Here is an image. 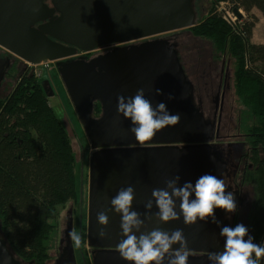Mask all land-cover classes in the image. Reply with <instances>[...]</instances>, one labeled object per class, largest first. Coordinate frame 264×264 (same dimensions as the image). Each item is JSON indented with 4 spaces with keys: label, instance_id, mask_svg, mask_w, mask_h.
<instances>
[{
    "label": "water",
    "instance_id": "water-1",
    "mask_svg": "<svg viewBox=\"0 0 264 264\" xmlns=\"http://www.w3.org/2000/svg\"><path fill=\"white\" fill-rule=\"evenodd\" d=\"M233 13L242 17L240 9ZM195 25L193 0H0V48L25 63L58 62L76 56L78 50L92 52L114 45L90 60L66 61L58 68L94 150L87 227L88 244L95 248L93 264H133L117 251L123 238L121 221L110 204L117 191L128 185L135 190L132 208L144 220L140 231L183 229L190 252L188 264H210L208 253L223 248L220 227L211 218L193 224H185L182 216L161 222L155 203L150 210L144 207L152 199V190L167 189V181L175 175L180 176L179 185L195 182L205 173L222 177L227 167L212 151L218 126L195 104L194 85L177 44L153 38ZM9 59L0 57V83L11 66ZM139 88L153 106L164 101L171 113L180 115L176 125L166 126L143 145L130 131V121L117 112V97L132 96ZM97 102L101 104L99 116L94 115ZM226 191H232L237 206L241 205L237 192L231 187ZM99 211H107L106 226L97 222ZM214 211L221 226L229 225L226 216L230 213L220 208ZM101 228L106 233L103 237ZM5 258L7 264H33L18 258L9 241L0 237V264H5ZM58 264L76 263L60 258Z\"/></svg>",
    "mask_w": 264,
    "mask_h": 264
},
{
    "label": "trees",
    "instance_id": "trees-1",
    "mask_svg": "<svg viewBox=\"0 0 264 264\" xmlns=\"http://www.w3.org/2000/svg\"><path fill=\"white\" fill-rule=\"evenodd\" d=\"M221 1H227L232 11L237 8L250 14L258 9L264 17V0L216 3ZM252 17V21L235 28L225 20L223 12L213 7L205 20L189 29L218 48L229 49L236 60L233 93L239 105V129L244 131L249 156L255 159L254 169L245 174L246 181L255 182L256 187L247 227L255 233V240L262 242L264 43L252 42L257 21L256 16ZM48 95L44 82L26 72L7 96H0V233L19 258L33 264H47L50 260L60 209L77 197L76 156L69 133L51 107ZM100 114L101 104L97 102L94 115Z\"/></svg>",
    "mask_w": 264,
    "mask_h": 264
},
{
    "label": "rangeland",
    "instance_id": "rangeland-1",
    "mask_svg": "<svg viewBox=\"0 0 264 264\" xmlns=\"http://www.w3.org/2000/svg\"><path fill=\"white\" fill-rule=\"evenodd\" d=\"M216 2L217 0H193L194 10L196 12V25H199L210 15V11L213 7H215L218 12H223L226 18L225 20L229 22V24L231 23L235 28L240 27L246 21H252V16L254 15L256 16L257 21L253 28L252 42L264 43V17L258 9H253L250 14L240 10L242 17H238L230 9L231 5L227 1ZM153 38L166 39L171 43L177 44L181 63L185 72H187V76L191 78L189 79L194 85L195 104L203 107L205 116L211 118V121L216 110L215 96L217 94V86L219 85L221 78L223 80L226 78V74H229L230 82L227 86L228 89L224 109L225 123H223H227V126L230 125V133H235L236 136L228 137L226 140L215 141L211 146L213 153L219 156L227 164L225 170L226 174L225 176L223 175L222 178L224 180L234 178L236 171H238V159L242 154H245L246 152L249 153L248 150L250 149L244 138V131L239 129V105L236 102L233 93V76L237 65L236 60L229 49L223 50L218 48L211 40L193 34L191 29L173 31ZM113 47L114 45L97 49L92 52H82L70 60H90ZM4 52L5 50L0 48V56H3ZM11 61V66L2 82L6 87L5 92L11 91L17 83L20 82V77L28 72L27 64L21 59L12 55ZM60 64V61L53 62L49 68L39 67V69L42 71L41 81L44 82L47 92L54 93V96L49 97V103L56 116L65 125L76 156L77 197L74 200L67 202L60 209L56 245L50 251L51 258L47 264H58L60 258H65L66 260L67 258H70V260L75 261L76 264H93L92 259L95 248L90 247L88 244L87 227L90 189V158L94 150L90 146V142L86 136L82 123L58 72ZM9 93L10 92H8V94ZM199 97H202V105L198 103ZM254 161L255 159L252 156H249L247 159L248 164H253ZM237 178H239L238 175ZM248 185L253 189L254 196H256V190H254L255 182H248ZM247 203L248 202H246L245 205ZM254 204L252 199L247 215L251 209H253L252 207ZM227 218L231 219V216H227ZM70 233H76L81 237L80 244H76L70 238ZM250 234L253 236L255 233L252 230V233L250 232ZM0 237H2L1 233ZM256 242L260 243L261 240Z\"/></svg>",
    "mask_w": 264,
    "mask_h": 264
},
{
    "label": "clouds",
    "instance_id": "clouds-1",
    "mask_svg": "<svg viewBox=\"0 0 264 264\" xmlns=\"http://www.w3.org/2000/svg\"><path fill=\"white\" fill-rule=\"evenodd\" d=\"M160 94V89L156 90ZM169 99L172 96L169 95ZM117 112L130 121V131L141 145L150 141L166 126H174L180 120L178 113L173 114L166 102L160 101L155 106L145 97L144 89L139 88L129 97H117ZM214 160L215 157H212ZM180 176L175 175L167 181L166 188H154L152 199L145 203V209L157 208L155 215L161 222L183 217L185 224L199 221L207 222L209 218L220 227L219 235L223 238V248L208 253L210 264H261L264 259V241L257 243L243 223L235 226L223 225L217 220L215 209L226 213L237 209L234 193L226 191L228 185L221 176L205 173L195 182L185 181L177 184ZM135 190L128 185L117 191L111 198V211L120 215L122 239L117 245L120 257L133 264H188L189 249L183 229L171 232L154 228L147 232L140 231L144 220L141 214L132 208ZM177 201H179L177 210ZM100 225L106 226L109 221L107 211H99L96 216ZM70 238L80 244L81 237L70 233ZM99 235L105 236L103 228ZM179 244V247L173 245ZM7 264V258H5Z\"/></svg>",
    "mask_w": 264,
    "mask_h": 264
},
{
    "label": "flooded vegetation",
    "instance_id": "flooded-vegetation-1",
    "mask_svg": "<svg viewBox=\"0 0 264 264\" xmlns=\"http://www.w3.org/2000/svg\"><path fill=\"white\" fill-rule=\"evenodd\" d=\"M79 53H82V51L78 50L77 55ZM5 56H9V58H10L9 62L11 63L12 62L11 61L12 55L10 53H8L7 51H5L3 56H0V57H5ZM76 56H74V57H76ZM71 58H73V57H71ZM71 58L62 60L60 62L62 63V62H66V61H72V60H70ZM188 78H190V77L188 76ZM20 79H21V77H20ZM3 80L0 83V96H7L8 92H10V91L5 92L6 87H5V84H2ZM229 82H230L229 74H226L225 79L222 80V78H221L219 85L217 86V94L215 96L216 110H215L214 116L212 117V121L210 120L211 118H207L205 116L206 119H208L210 122H216V124L218 126L219 132L217 133L218 137H217L216 141L226 140L228 137L236 136L235 133H232V134L230 133L231 132V128H229L230 125L227 126L226 125L227 123L224 124L225 123L224 122L225 100H226V96H227V89H228L227 86H228ZM194 98H195V95H194ZM195 103H196V100H195ZM198 103L200 105L203 104L202 97L198 98ZM199 107L203 111V107H201V106H199ZM204 115H205V113H204ZM248 158H249V154L247 152L245 154H242L241 157L238 159V166H237L238 171H236L235 177L232 179H229V180H225V183L228 185V188L231 187L235 192L238 193L237 194L238 198L242 199V203H241V205L237 206L236 211L227 215V216H231V219L227 218V216H226V219L228 220L230 226H235L237 223H243L247 226V212L250 209L249 207H250L251 201H252L253 196H254V191L248 185V182L246 181V175H245L248 169H254V166L252 164H248V162H247ZM225 172L223 173L224 176L226 174ZM237 175L239 176V178H237ZM246 202H248V203L245 205ZM244 213H245V216H244Z\"/></svg>",
    "mask_w": 264,
    "mask_h": 264
},
{
    "label": "built area",
    "instance_id": "built-area-1",
    "mask_svg": "<svg viewBox=\"0 0 264 264\" xmlns=\"http://www.w3.org/2000/svg\"><path fill=\"white\" fill-rule=\"evenodd\" d=\"M52 63L53 62H47V63H43V64H40V65H33V64H30V63H26V64H27V67H28V72L31 70L30 73L32 75H34L35 78L41 79L42 78V71H41V69H39V67L49 68Z\"/></svg>",
    "mask_w": 264,
    "mask_h": 264
}]
</instances>
